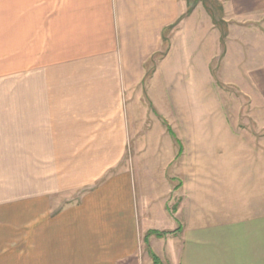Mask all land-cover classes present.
Returning <instances> with one entry per match:
<instances>
[{"label": "crops", "instance_id": "obj_1", "mask_svg": "<svg viewBox=\"0 0 264 264\" xmlns=\"http://www.w3.org/2000/svg\"><path fill=\"white\" fill-rule=\"evenodd\" d=\"M222 3L225 39L205 9L188 11V0H0V33H15L14 63L16 33H22L18 54L27 63L19 86L13 77L7 152L28 155L35 178L28 184L45 199L84 188L59 210L46 200L43 212L29 216L23 262L153 264V253L163 264H264V155L258 158L262 167H249L244 155H187L184 180L178 150L159 151L154 143L163 155L140 177L151 192L140 205L132 169L119 167L127 145L136 155L145 141L133 114L147 118L143 97L158 113L164 92L157 94L153 85L163 90L169 79L174 86L166 96L175 105L181 74L210 77L216 40L222 64L230 63L237 85L264 112V0ZM202 29L213 33V43L192 34L188 47L191 33ZM148 64L150 83L143 87ZM216 167L219 181L213 180ZM3 252L0 264L21 260L18 251L8 254L16 259Z\"/></svg>", "mask_w": 264, "mask_h": 264}, {"label": "rangeland", "instance_id": "obj_2", "mask_svg": "<svg viewBox=\"0 0 264 264\" xmlns=\"http://www.w3.org/2000/svg\"><path fill=\"white\" fill-rule=\"evenodd\" d=\"M188 1L190 5L205 9L209 13L213 29H216L219 35L225 39L227 22H225L222 0ZM248 21L246 22L248 23ZM203 31L202 29L191 33L188 37V47L194 41L192 34L206 35L207 43H210L209 38L211 44L213 43V33L209 37V34ZM166 35L168 36V32ZM14 36L15 33L12 31L0 33V141H3L0 142V149L2 148L1 151L4 153L0 155V249L4 251L5 257L3 258L7 259H16L15 255L10 257L8 254L18 251V259H21V262H14V264H26L23 259L27 258L28 231L31 221L29 216H37L43 212L45 209L42 203L46 200L49 201V204L55 205L53 206L54 211L59 210L67 202L77 200L84 188L72 192L70 190L51 192L45 199L44 193L31 191L30 188L34 186L28 184L30 179H33V183L35 179L28 173V155H9L7 152L12 149L10 140L13 77L16 74L18 85V73L27 71V63H23V60L26 61V57H22V53L18 54V46L22 45V33H16L17 62H13ZM201 42L203 45V40ZM214 42L217 43L218 48L212 51L215 55L211 61V75L208 79L199 78L198 73L194 79H190L189 74H181L182 77L178 81L180 82V96L175 105H171L170 102L175 98L166 96L174 86L172 80L164 79L163 90H160L162 87H159L158 83L153 85L157 94L164 92V97L158 106L159 112H152L145 96L141 102L148 107L147 118L143 117V112L133 113L138 117L136 130L140 133V137L143 134L145 141L138 145L141 149L136 155H134L133 148L127 145L126 153L119 167L127 166L132 169L133 193L139 205L142 198L146 199V196L151 194L141 187L140 177L143 171L155 169L156 160L159 158L157 155H163L162 152L158 153L153 149L154 143H158L159 151L162 149L165 152L173 150L176 155L178 150L177 155L180 156L177 161H179L180 172L189 166L187 155L190 157L193 155H244L245 162L250 163L249 167H256L262 163L258 158L264 155V112L251 105V99L244 94L243 88L237 85L238 81L234 80L236 75L234 68L231 67L230 70L229 63L227 70V65L222 64L223 56L220 43L217 40ZM166 46L167 42L165 41L163 48L165 52ZM188 47H185L186 50L189 49ZM172 59L171 57V61ZM151 66L152 64H148V74H146L148 77H145L143 87L150 83ZM162 67V73L165 75L167 72L164 70V65ZM176 82L175 80L174 84ZM188 91H195L196 96L193 93L188 96ZM189 101H192L193 104H189ZM172 107H174L173 110ZM168 129L172 131L173 135L169 133ZM149 133H152L151 137H149ZM262 166L263 164L260 165V167ZM196 170L198 171V169ZM219 172L220 168L216 167V172H213L214 181L222 179ZM182 173L180 177L185 180L186 176ZM36 179L38 182V179L41 178L37 177ZM175 183H178V180ZM41 198L42 201H40ZM175 199H171V202ZM38 202L41 204L38 205ZM173 206L174 202L169 208H173ZM49 207L47 210L51 211ZM148 210L150 211V209ZM147 250L150 254L149 246H147Z\"/></svg>", "mask_w": 264, "mask_h": 264}, {"label": "trees", "instance_id": "obj_3", "mask_svg": "<svg viewBox=\"0 0 264 264\" xmlns=\"http://www.w3.org/2000/svg\"><path fill=\"white\" fill-rule=\"evenodd\" d=\"M191 8H192V5H189V7H188V11H190ZM168 130H169V133H171V134L173 135L172 131H171L170 129H168ZM165 233H166V232H155V234H156V235H159V236H161V235H163V234H165ZM151 258H152L153 264H163V263L159 260V258H158L156 255H154L153 253H151Z\"/></svg>", "mask_w": 264, "mask_h": 264}]
</instances>
